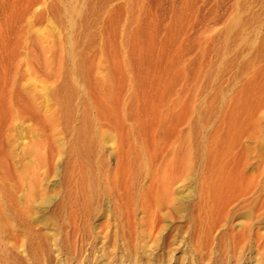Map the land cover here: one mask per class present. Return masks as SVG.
I'll use <instances>...</instances> for the list:
<instances>
[{"label":"rangeland","instance_id":"374dc122","mask_svg":"<svg viewBox=\"0 0 264 264\" xmlns=\"http://www.w3.org/2000/svg\"><path fill=\"white\" fill-rule=\"evenodd\" d=\"M66 122L78 131L58 162L52 138ZM101 131L106 164L121 173L137 152L154 170L264 167V0H0L5 169L11 152L37 171L86 167ZM56 218L51 207L0 224V264H146L172 253L155 246L157 230L139 248L134 230L105 217L90 236L83 222ZM253 231L247 244L239 234L213 250L174 251L175 261L264 264V226Z\"/></svg>","mask_w":264,"mask_h":264},{"label":"bare ground","instance_id":"6f19581e","mask_svg":"<svg viewBox=\"0 0 264 264\" xmlns=\"http://www.w3.org/2000/svg\"><path fill=\"white\" fill-rule=\"evenodd\" d=\"M74 72L73 69L70 74L76 80ZM65 103L70 106V99H65ZM62 127L65 132L60 130L52 138L55 153L51 155H58V162L67 154L70 134L73 130L78 131L70 122ZM94 135L89 138L96 147L88 151L92 153L86 167L65 165L61 168L58 165L37 171L23 163V152L21 155L11 152L9 158L14 165L9 172L4 166L7 156L3 152L0 160V224L10 219L30 218L53 207L58 222L71 217L83 222L78 227L85 236L94 234L91 222L100 217H105L108 220L106 225L117 231L134 230L139 248L144 246L140 237L145 231L157 230L155 246L166 247L172 253L167 254V259L155 257V261L150 260L146 264H186L183 259L177 263L178 255L173 252L196 253L209 245L213 250L219 246V241L235 240L239 234L244 236V244H247L254 239V228L264 226L263 166L250 172L229 168L198 169L190 165L180 170H154L148 167L144 154L137 152L138 155L128 159L130 167L121 173L117 169H109L100 150L105 131L98 134L96 141ZM120 179L124 182L122 186L119 185ZM175 222L180 225L175 227L173 236L169 228ZM181 232L185 233V238L182 235L180 240ZM171 236L174 238L168 241ZM177 242L182 243L181 246ZM185 244L186 247L182 248ZM100 251L104 255L111 254ZM263 253L264 250L260 252L261 255ZM29 254L36 255L37 262L40 259L38 246ZM45 256L43 252L41 261H45ZM90 264L110 263L95 260ZM132 264L140 263L136 260Z\"/></svg>","mask_w":264,"mask_h":264}]
</instances>
